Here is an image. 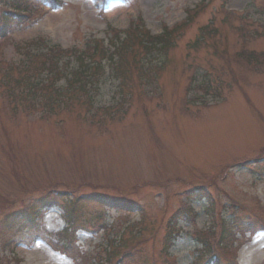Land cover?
Here are the masks:
<instances>
[{"label": "rangeland", "instance_id": "374dc122", "mask_svg": "<svg viewBox=\"0 0 264 264\" xmlns=\"http://www.w3.org/2000/svg\"><path fill=\"white\" fill-rule=\"evenodd\" d=\"M62 1L51 11L41 0H0V12L16 3L33 11L24 19L31 25H12L0 40V264H196L202 255L264 264V0ZM200 7L167 52L147 55L133 33L117 41L129 48L127 83L103 64L90 97L60 98L51 89L35 104L20 98L18 79L49 76L36 66L44 56L33 61L17 46L67 50L94 36L107 47L109 26L128 30L140 21L159 36ZM249 54L260 64L248 63ZM69 55L58 66L65 76L75 65ZM203 83L207 94L197 88ZM65 87L63 79L57 88ZM53 190L66 193L55 197L66 212L80 199L76 236L59 205L40 202ZM191 191L196 216L177 220L165 255V224L186 209L182 194ZM95 194L125 200L128 213L83 198ZM233 219L243 232L224 248Z\"/></svg>", "mask_w": 264, "mask_h": 264}, {"label": "trees", "instance_id": "16d2710c", "mask_svg": "<svg viewBox=\"0 0 264 264\" xmlns=\"http://www.w3.org/2000/svg\"><path fill=\"white\" fill-rule=\"evenodd\" d=\"M14 17V15L12 16ZM19 18V16H18ZM1 20L4 22L3 23V28L1 29L2 31L4 29L7 28V21L9 20V18H7L6 16H1ZM0 32V36L3 37L4 33ZM140 38V44L143 48H149L148 45L151 46H163V47H167L169 46V42L167 40H155V41H151L150 39L148 40H144L142 39L139 35H136ZM146 38H148V36H145ZM133 37H130V39H132ZM144 41V43H143ZM92 43H89V45L91 46ZM93 50L91 51L92 54H90V56L92 57L91 61L93 62V66L90 67L88 65H84L83 61H80V65L79 68L73 72L72 74V79L71 81H69V87L74 89V92L77 91V93H80L81 90H85L86 88H88V85H92L93 83V79L96 77V75L94 74L95 70H98V67L101 66L102 60L104 59V55H106V50L104 48H100L99 46H97V44L93 43ZM118 48L115 49V53L119 54V53H123L124 50V46L122 45V48H119V51H117ZM51 55H55L57 58L59 56L58 53H51ZM112 55V56H114ZM136 55V52H135ZM29 58H32L33 61L34 59L36 60H40V57H38L39 55H30L28 54ZM255 55H249L246 57L247 62L249 63L250 61H256L258 64H260V60L257 58H254ZM60 57V56H59ZM99 57H101V59H99ZM29 61V60H28ZM114 58L111 57L110 65L113 66V68L115 67V71L116 73L123 77L122 81H125L126 79H128V77L131 75L130 71L127 73V71L122 70V67L124 66V61L123 58L119 57V61H115ZM85 62V61H84ZM37 63V67H40L41 71L46 70L45 72H48V76H50V78H48L47 80H38V79H34L37 77V75L32 74L31 76L33 78H27V77H22L20 79L17 80L16 82V88L18 91H22L20 93V98L25 101L28 102L29 100L36 101L39 96L38 94L41 93L42 91H45L47 93H49V91H51V89H54V82H53V78L57 77L60 75V70L57 66H55L52 63V59L51 58H45L44 60H41L40 62H36ZM96 66V67H94ZM23 70L28 71L29 69L25 68L23 66ZM42 74V73H40ZM80 87V89H79ZM48 89V90H47ZM54 92V91H53Z\"/></svg>", "mask_w": 264, "mask_h": 264}]
</instances>
